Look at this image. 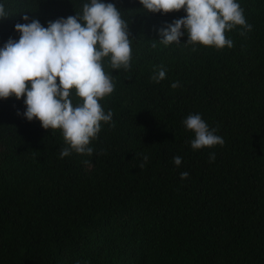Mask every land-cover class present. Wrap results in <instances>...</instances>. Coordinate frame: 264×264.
Wrapping results in <instances>:
<instances>
[{
  "label": "trees",
  "instance_id": "1",
  "mask_svg": "<svg viewBox=\"0 0 264 264\" xmlns=\"http://www.w3.org/2000/svg\"><path fill=\"white\" fill-rule=\"evenodd\" d=\"M88 2L0 0L10 13L0 47L19 39L17 22L47 27ZM104 2L128 21L132 59L127 71L103 60L115 88L99 102L113 117L91 156L61 159L60 130L24 117V98L0 99V264H264V0H237L252 30L227 31L233 47L195 51L186 33L159 42L183 10ZM161 66L166 78L156 83ZM190 114L224 144L193 150Z\"/></svg>",
  "mask_w": 264,
  "mask_h": 264
},
{
  "label": "clouds",
  "instance_id": "2",
  "mask_svg": "<svg viewBox=\"0 0 264 264\" xmlns=\"http://www.w3.org/2000/svg\"><path fill=\"white\" fill-rule=\"evenodd\" d=\"M140 3L151 13L186 12V16L160 29L159 42L165 46L180 43L186 33V44L192 45L193 51L197 44L231 48L233 41L226 37L227 31L238 25L252 30L237 0H140ZM9 14L0 3V19ZM29 19L23 16V20ZM14 27L20 33L19 39L10 37L0 47V99L24 98V117L29 121L38 119L46 130H60L66 145L60 152L61 159L73 152L91 156L94 149L89 145L98 138L101 122L110 123L113 117L112 111L105 113L99 102L115 88L111 75L104 71L103 60L109 58L112 69L127 71L131 67L128 21L114 3L90 0L83 4L82 12L50 20L47 27L35 18L30 23L17 22ZM244 34L242 31L241 35ZM165 78L163 66L151 77L156 83ZM179 86L178 81L171 85L174 89ZM183 124L194 133L193 150L224 144V139L215 134L217 129H210L200 114L188 115ZM214 160L215 153H210L209 161ZM147 161L144 156L141 169ZM173 162L179 166L182 158L175 156ZM188 176V172L181 173V179Z\"/></svg>",
  "mask_w": 264,
  "mask_h": 264
}]
</instances>
